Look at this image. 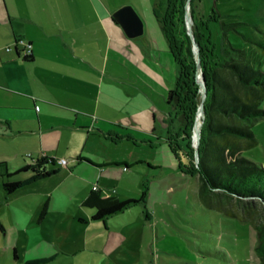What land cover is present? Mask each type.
I'll use <instances>...</instances> for the list:
<instances>
[{
	"label": "rangeland",
	"instance_id": "rangeland-1",
	"mask_svg": "<svg viewBox=\"0 0 264 264\" xmlns=\"http://www.w3.org/2000/svg\"><path fill=\"white\" fill-rule=\"evenodd\" d=\"M155 5L165 12L167 0H156ZM198 6L203 23L199 22V29L211 37L218 56L227 41L236 49L259 50L264 70V0H200ZM135 10L145 26L144 34L136 39L160 37L155 43L167 45L153 7L142 15ZM171 59L173 69L167 67L164 73L174 88L178 72ZM120 95L125 97V89L121 88ZM163 107L167 113L159 109L156 124L152 117L155 127L144 141L112 136L98 142L91 139L85 148L75 146L72 155L60 150L59 155L54 153L49 158L55 161L50 166L62 171L30 190L35 201H20L25 211L18 202L0 204V216L5 221V231L0 228V264H259L253 224L264 222L262 205L245 200L242 203H252L246 210L243 204L230 203L225 210L236 217L206 208L197 196L201 185L198 176L187 172L191 159L182 125L171 106L164 102ZM204 119L199 111L198 131ZM253 130L259 143L246 152V157L264 162V121ZM118 132L124 134L120 128ZM193 134L195 143L200 136L193 127L192 147ZM82 151L108 162L104 168H96L104 170L99 175L103 195L133 199L137 204L109 220L92 221L90 212L81 205L77 184L61 181L68 170L59 160L80 158ZM23 156L25 159L16 154L15 158L20 157L24 164L34 163L33 153L25 151ZM28 174L24 171L19 176ZM50 189L67 207L57 208L59 204L52 201L50 211L41 216L37 205L43 208L48 198L44 192ZM35 227L39 233L31 234Z\"/></svg>",
	"mask_w": 264,
	"mask_h": 264
},
{
	"label": "crops",
	"instance_id": "crops-1",
	"mask_svg": "<svg viewBox=\"0 0 264 264\" xmlns=\"http://www.w3.org/2000/svg\"><path fill=\"white\" fill-rule=\"evenodd\" d=\"M155 3L156 0H0V204L18 202L20 210L25 211L20 201H35L30 190L62 171L54 167L60 172L7 195L2 190L5 182L31 175V171L23 177L19 175L24 171L15 174L31 165L15 158L16 154L25 159L23 154L28 151L36 155V162L44 156L59 155L60 150L72 155L70 151L75 146L85 148L91 139L98 142L115 136L144 141L152 135L159 109L167 113L164 102L170 106L167 96L173 86L167 83L164 71L167 67L173 69V56L168 43H155L160 37H126L113 14L132 6L142 15L152 7L154 11ZM18 38L31 45V60H25L21 48L15 49ZM10 46L13 50L6 51ZM121 88L126 91L124 98ZM119 128L124 134L118 132ZM62 159L68 161V171L61 181L77 184L82 207L95 188L102 194L99 175L104 170L96 168H104L108 162L85 151L80 158ZM251 159L264 166V162ZM48 169H52L50 164ZM16 176L19 177L15 179ZM44 194L48 198L43 208L37 205L41 216L50 211L52 201L59 204L57 208L67 207L55 197L53 189ZM84 208L93 216V210ZM5 215L9 221L6 208ZM0 228L5 231L1 216ZM31 231L36 234L40 230L35 227Z\"/></svg>",
	"mask_w": 264,
	"mask_h": 264
},
{
	"label": "trees",
	"instance_id": "trees-1",
	"mask_svg": "<svg viewBox=\"0 0 264 264\" xmlns=\"http://www.w3.org/2000/svg\"><path fill=\"white\" fill-rule=\"evenodd\" d=\"M198 5L200 0H192V32L199 48L207 88L198 164L191 146V135L194 125L197 129L202 93L193 43L186 25L188 0H167L165 12L154 9L178 72L175 87L168 93L167 103L180 121L184 141L187 142V153L191 159L187 172L198 176L201 182L197 193L199 200L210 210L225 211L236 217L230 210H225L230 203L243 204L246 210L252 203H242L244 199L259 201L264 205V166L245 155L258 145L253 129L259 121L264 120V70L260 65L259 50L236 49L227 41L222 55L218 56L211 37H206L199 29L202 19L199 18ZM31 59L32 55L25 57L26 61ZM54 163V160L44 156L20 169L15 174L28 170L31 175L23 180L5 182L3 192L11 195L52 177L60 172V169H48V165ZM134 204L137 201L133 199L103 196L97 188L83 201L84 207L94 211V221H104ZM253 225L256 232L255 254L259 264H264V222Z\"/></svg>",
	"mask_w": 264,
	"mask_h": 264
},
{
	"label": "water",
	"instance_id": "water-1",
	"mask_svg": "<svg viewBox=\"0 0 264 264\" xmlns=\"http://www.w3.org/2000/svg\"><path fill=\"white\" fill-rule=\"evenodd\" d=\"M191 3H192V0H188V6L186 9V25H187L188 33L193 43L195 58H196L197 65H198V79L201 85L202 101L199 106L198 112L201 110L205 118V100L207 96V88L205 85V78H204V74H203L201 64H200L199 48L195 42V37L191 29V26L193 25V17L191 13ZM113 19L114 21H116L118 25L122 27L126 36L130 39L140 37L144 34V22L132 6H125L117 10L113 14ZM194 130H195V125H194ZM201 133H200V136L198 137V143H195V136L193 134V148L195 149V159H196L197 164L199 163V143L201 139ZM245 200H248V199H244L243 202ZM260 204L262 205L264 209V205L262 203Z\"/></svg>",
	"mask_w": 264,
	"mask_h": 264
},
{
	"label": "built area",
	"instance_id": "built-area-1",
	"mask_svg": "<svg viewBox=\"0 0 264 264\" xmlns=\"http://www.w3.org/2000/svg\"><path fill=\"white\" fill-rule=\"evenodd\" d=\"M21 48V53H23L24 57L30 56L32 53L31 45L27 43L24 39L18 38L15 42V49ZM13 47H7L6 51H12ZM60 163L64 166H67L68 161L65 159H62Z\"/></svg>",
	"mask_w": 264,
	"mask_h": 264
},
{
	"label": "bare ground",
	"instance_id": "bare-ground-1",
	"mask_svg": "<svg viewBox=\"0 0 264 264\" xmlns=\"http://www.w3.org/2000/svg\"><path fill=\"white\" fill-rule=\"evenodd\" d=\"M200 111H201V110H200ZM197 128L199 129V125H198ZM200 131H201V130L198 131V130L196 129V135H199V134H200Z\"/></svg>",
	"mask_w": 264,
	"mask_h": 264
}]
</instances>
